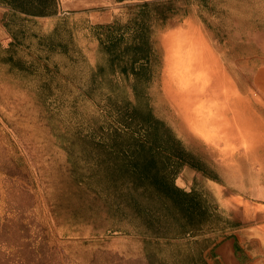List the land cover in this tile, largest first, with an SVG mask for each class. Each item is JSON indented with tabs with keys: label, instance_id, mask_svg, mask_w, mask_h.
I'll return each instance as SVG.
<instances>
[{
	"label": "rangeland",
	"instance_id": "1",
	"mask_svg": "<svg viewBox=\"0 0 264 264\" xmlns=\"http://www.w3.org/2000/svg\"><path fill=\"white\" fill-rule=\"evenodd\" d=\"M177 6L178 14L156 29L166 72L153 84L150 103L199 157H208L207 145L228 154L231 184L264 181V13L253 15L249 5L238 9L228 0H180ZM192 31L204 46L198 57L207 48L224 72L223 87L208 86L183 62ZM47 109L48 101L35 97L0 99V264H163L147 255L140 237L113 228L103 212L84 205L61 146L67 116ZM184 177L178 183L192 176ZM210 196L220 203L214 192ZM237 203L226 216L237 213L248 226L264 220V207ZM240 259L254 264L248 255Z\"/></svg>",
	"mask_w": 264,
	"mask_h": 264
},
{
	"label": "trees",
	"instance_id": "2",
	"mask_svg": "<svg viewBox=\"0 0 264 264\" xmlns=\"http://www.w3.org/2000/svg\"><path fill=\"white\" fill-rule=\"evenodd\" d=\"M179 1L137 4L133 26L117 25L113 35L101 38L94 63L80 61L71 36L69 43L60 40L64 24L57 22L53 32L37 24L35 48L18 64H29L35 79L30 88L35 98L48 101L49 115L67 116L61 146L84 205L103 212L113 228L140 237L147 255L163 264H209L204 252L236 220L204 191L187 192L176 184L183 166L200 157L150 103L162 62L156 29L178 14ZM12 5L44 15L55 2Z\"/></svg>",
	"mask_w": 264,
	"mask_h": 264
},
{
	"label": "crops",
	"instance_id": "3",
	"mask_svg": "<svg viewBox=\"0 0 264 264\" xmlns=\"http://www.w3.org/2000/svg\"><path fill=\"white\" fill-rule=\"evenodd\" d=\"M144 1L54 0L55 6L48 9L44 15H33L15 8L12 5L13 0H0V99L18 101L36 97L30 88L35 79H32L29 64L21 68L18 62L25 55L30 56L32 48H35L31 35L36 31L37 24L42 27V32H53L57 22L64 24L62 26L65 28L62 27L60 30V34L63 35L60 40L69 43L71 36L73 44L81 52L80 61L83 62L86 58L87 61L94 63L101 38L113 35L117 25L132 27L137 4ZM228 2L236 4L238 9L239 5H249L247 8L253 15L264 13V0H228ZM129 4L130 9L134 8L131 5L134 4V12L130 13L129 7L126 6ZM258 26L257 22L256 27ZM33 40L36 43L35 38ZM160 66L156 79L158 82L162 78L164 81L166 72L164 49ZM4 91L5 98L1 96ZM207 146L208 157H200L194 164H185L176 177V184L187 192L198 189L209 196L214 192L220 202L218 207L224 214L237 211L234 203H239L240 200L255 203L260 208L264 207V181L256 179L257 181L249 186L243 182L231 184L230 180L234 178V173L230 171L228 154H214V146ZM187 173L192 176L191 179L186 177L184 184L178 183L179 178H185L184 175ZM194 179L198 182L203 180L210 187L207 189V186H204L203 190L193 182ZM238 215L236 213L231 217L236 220V226L219 236L216 243L204 252L209 264H242L241 255H248L254 260V264L255 261H258V264L264 262V222H262L264 220H256L253 225L248 226L245 225L244 217L240 218Z\"/></svg>",
	"mask_w": 264,
	"mask_h": 264
},
{
	"label": "bare ground",
	"instance_id": "4",
	"mask_svg": "<svg viewBox=\"0 0 264 264\" xmlns=\"http://www.w3.org/2000/svg\"><path fill=\"white\" fill-rule=\"evenodd\" d=\"M189 44L187 47L189 48L185 53L188 56V61H183L186 65L191 63V66H194L198 72L205 77V82H207L208 86H213L212 88L224 86L223 77L224 72L220 69V65L214 60L210 54H208L207 48L202 50V54L204 58L198 57L197 52H200L203 46L202 40L196 35L195 31H192L189 34ZM170 40V36L168 37ZM194 55L195 58L191 59L190 56ZM191 59V60H189ZM190 66V65H189ZM196 93H199L198 91ZM199 97V96H197ZM228 259V258H227Z\"/></svg>",
	"mask_w": 264,
	"mask_h": 264
}]
</instances>
